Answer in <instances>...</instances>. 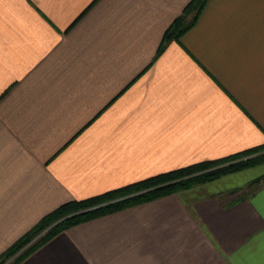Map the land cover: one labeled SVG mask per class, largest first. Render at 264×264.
Listing matches in <instances>:
<instances>
[{"label": "crops", "instance_id": "1", "mask_svg": "<svg viewBox=\"0 0 264 264\" xmlns=\"http://www.w3.org/2000/svg\"><path fill=\"white\" fill-rule=\"evenodd\" d=\"M190 1L0 0V254L65 202L264 143V0H209L156 57ZM255 178L75 225L20 264H264Z\"/></svg>", "mask_w": 264, "mask_h": 264}, {"label": "trees", "instance_id": "2", "mask_svg": "<svg viewBox=\"0 0 264 264\" xmlns=\"http://www.w3.org/2000/svg\"><path fill=\"white\" fill-rule=\"evenodd\" d=\"M208 1L191 0L184 7L165 31L156 57L160 56L169 42L180 41L182 36L196 25ZM263 162L264 143L225 157L207 159L159 173L84 199L65 202L42 217L30 230L4 250L0 254V264H20L40 246L75 225L217 180ZM262 181L264 174L255 178L249 187ZM238 190L235 189L231 193ZM44 231L46 232L42 234ZM35 238L37 239L33 241Z\"/></svg>", "mask_w": 264, "mask_h": 264}, {"label": "rangeland", "instance_id": "3", "mask_svg": "<svg viewBox=\"0 0 264 264\" xmlns=\"http://www.w3.org/2000/svg\"><path fill=\"white\" fill-rule=\"evenodd\" d=\"M262 174H264V162L257 164L256 166L249 167L243 171H239L236 173L229 174L228 176H224L222 177V179L220 178L219 181L217 180L218 181L216 182L217 184H212L211 188L212 189L224 188L227 186H234V185H239L244 187L251 179L260 176ZM45 232L46 231L42 232V234H44ZM37 238H35L33 241H35Z\"/></svg>", "mask_w": 264, "mask_h": 264}]
</instances>
